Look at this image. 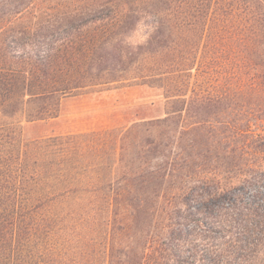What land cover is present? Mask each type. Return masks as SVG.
<instances>
[{
    "label": "trees",
    "instance_id": "trees-1",
    "mask_svg": "<svg viewBox=\"0 0 264 264\" xmlns=\"http://www.w3.org/2000/svg\"><path fill=\"white\" fill-rule=\"evenodd\" d=\"M52 1L0 0V264H264V0ZM129 80L160 113L25 138Z\"/></svg>",
    "mask_w": 264,
    "mask_h": 264
},
{
    "label": "rangeland",
    "instance_id": "rangeland-1",
    "mask_svg": "<svg viewBox=\"0 0 264 264\" xmlns=\"http://www.w3.org/2000/svg\"><path fill=\"white\" fill-rule=\"evenodd\" d=\"M34 1L36 7L41 6L44 9L51 8L54 4L52 0ZM35 9H30L28 15L23 17V22L33 21ZM163 103L161 90L130 80L84 88L61 98L56 118L26 124L24 135L27 139L66 138L81 134L124 131L160 113ZM121 156L112 155L108 160L114 162L116 158L120 160ZM131 157L129 152L124 154L122 163L129 161Z\"/></svg>",
    "mask_w": 264,
    "mask_h": 264
}]
</instances>
